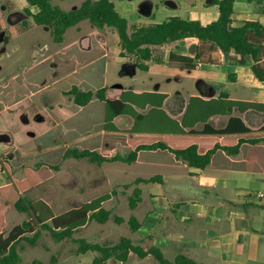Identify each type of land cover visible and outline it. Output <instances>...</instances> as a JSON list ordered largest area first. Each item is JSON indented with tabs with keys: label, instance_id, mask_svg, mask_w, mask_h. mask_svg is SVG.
<instances>
[{
	"label": "crops",
	"instance_id": "crops-1",
	"mask_svg": "<svg viewBox=\"0 0 264 264\" xmlns=\"http://www.w3.org/2000/svg\"><path fill=\"white\" fill-rule=\"evenodd\" d=\"M109 1L126 20L121 13L135 14L136 19L143 22L138 25L158 24L180 17L207 26L220 17L213 0ZM25 6L28 7L27 2ZM233 20L235 25L243 21H258L264 25V0H236ZM84 22L67 30L62 43L53 41V44L62 45L68 32L75 30L76 37L81 38L62 47V51L37 61H31L30 56L25 55L24 61L13 58L11 63L20 67L29 87L33 84L29 74L40 71L43 66L52 73L58 67L54 60L57 56H70V61L75 62L73 75L58 81L45 76L42 83L35 84L37 88L48 90L59 82L70 80V86L79 85L84 90L104 88L107 101L93 99L86 106H78L72 96L65 94L68 97L64 103H41L37 105L36 114L22 115L21 119L11 116L17 123L9 131L8 153L26 157L41 155L49 157L50 161L65 154L64 162L70 164L71 187L81 183L82 175L78 169L81 161L104 169L101 181L105 185L112 186L114 181L117 186L132 184L130 198L136 189L140 191V202L135 210L146 204L149 211L142 221L137 218L141 224L139 232L147 231L153 247L163 254L171 250L176 256L185 255L200 264H264V142L247 141L264 136V82L255 78L251 61L247 60L242 66L234 53L205 51L194 70L172 66L171 54L195 58L200 43L188 39L154 46L156 60L149 62L148 69L143 71L135 57H121L119 40L114 46L107 43L104 35L84 32L82 26L90 24ZM33 23L32 19L25 33L46 28ZM90 26L100 31L109 28ZM108 46L119 47L113 62V59L109 61ZM95 48L104 55L85 65L78 63L77 59H83V55L90 54ZM42 52V49L37 51ZM99 62H103L102 68L96 71L94 66ZM61 65L59 68L63 70L71 68L69 61L62 60ZM88 67H92L96 75H102V88L83 87V80L78 75ZM116 76L117 82L110 86L109 78ZM108 101L118 103L111 105ZM232 101L239 102V106L232 108ZM88 106H105V110L107 106L112 112V120L103 121L100 128V119L93 109L84 117L86 120L77 121L76 117L85 113ZM115 111L121 112L115 114ZM234 117L240 118L251 132L244 133L238 123L222 135H212L209 131L226 130ZM87 118H97L98 128L80 131L81 123H86ZM104 125L109 129L106 130ZM96 137L100 138L96 145L89 142L90 145L85 146V140ZM145 138L165 139L166 144L172 142L175 149L199 145V153L203 155L212 151L210 164L198 168L169 148L140 150L136 145L127 144ZM109 149L112 150L108 158L101 164L76 156L85 150L106 155ZM132 155H136V159L125 162ZM7 173L10 178L7 177V182L0 187L7 186L10 179L25 177L24 171L21 177ZM126 177L129 178L127 181ZM115 192L111 190L103 195L109 197L107 202L114 199ZM77 194L78 190L74 191L71 199L77 200Z\"/></svg>",
	"mask_w": 264,
	"mask_h": 264
},
{
	"label": "trees",
	"instance_id": "trees-1",
	"mask_svg": "<svg viewBox=\"0 0 264 264\" xmlns=\"http://www.w3.org/2000/svg\"><path fill=\"white\" fill-rule=\"evenodd\" d=\"M26 2L28 7L25 12L33 19L34 24L48 27L51 30V36L55 43H62L67 30L84 21H88L99 29L114 28L122 50L121 57L127 55L135 57L138 67L145 71L148 69V63L156 60L153 55L154 46L162 47L178 41L196 39L200 45L195 58L171 54L169 61L172 66L194 70L205 51H219L225 55L234 53L242 66H245L246 61L250 60V68L255 78L264 82V25L258 21H243L239 25H235L233 14L236 0H213V5L219 8L220 17L207 26H203L199 21L172 17L158 24L134 25L130 33L128 21L120 15L115 5L109 0H85L79 8L74 10H64L53 5L52 0H26ZM31 9L36 11L32 12ZM103 55V51L95 48L90 54L83 55V59H77V61L85 65ZM54 60L58 67L53 72V81L74 74L75 62L70 61V56L59 55ZM62 60L71 63L70 70L59 68L62 66ZM58 85L55 88L72 96L74 103L78 106H86L93 99L107 101L104 88L93 91L81 89L79 85H72L67 89ZM117 103L108 101L107 104ZM239 104V102L232 101L231 107L234 108ZM119 112L115 111V114ZM110 113L109 121L112 120L111 110ZM234 123L240 124L244 133L251 132L237 117L230 119L226 130L215 131L212 129L209 131L212 135H222L233 130ZM247 141L259 144L264 142V136H255ZM127 144L136 145L140 150L169 148L186 159L191 166L198 168L208 166L212 155V151L205 155L199 153V145H188V147L175 149L172 142L167 145L165 139L145 138L138 139L135 144L130 142ZM111 150L109 149V153L106 155L85 150L78 152L76 156L88 158L91 162L101 164L108 158ZM65 157V154L61 155L58 158L59 162H62ZM132 159L135 160L136 155H132L131 159H126L125 162H131ZM51 166L58 168V165ZM24 173V179H10L7 186L0 187V264H20L21 257L17 251V245L22 240L35 241L43 232L49 231L56 241H62L71 238L75 232L84 228L91 221L105 224L110 220L111 213L103 206L109 200L108 196L98 197L79 208L56 214L53 207L47 202L28 198L29 192L42 186L44 182L40 172L25 169ZM7 176L10 178L8 173ZM139 194L140 191L136 189L133 197L130 198L131 209H135L140 202ZM12 208L26 214V220L16 226L7 224L5 215ZM114 221L118 224L124 222L121 217H114ZM129 225L132 232H137L141 227L140 222L134 216L130 218ZM29 234H33L31 239L28 237ZM81 249L83 252L93 250L102 254V257L96 259L94 264H108V261L113 257L121 262H126L131 252L136 253L141 259L152 255L158 261L157 264H200L181 254L176 256L174 261H170L164 257L159 248L152 247L145 250L133 245L129 239H122L113 247L85 244L81 246Z\"/></svg>",
	"mask_w": 264,
	"mask_h": 264
},
{
	"label": "rangeland",
	"instance_id": "rangeland-1",
	"mask_svg": "<svg viewBox=\"0 0 264 264\" xmlns=\"http://www.w3.org/2000/svg\"><path fill=\"white\" fill-rule=\"evenodd\" d=\"M85 0H52L53 5L59 6L64 10H72L80 6ZM154 1V0H153ZM160 1V0H157ZM26 0H0V184L7 182L8 170L15 177H21L26 167L31 170H39L43 177L44 184L29 192L28 198L32 200H43L50 204L57 213H64L74 208L83 206L88 201H92L106 193L115 190L114 199L104 203V208L111 213L110 220L101 224L97 221H91L84 228L75 232L71 238L62 241H56L49 231L43 232L35 241L22 240L17 245V251L21 257L20 264H94L96 259L102 257L98 251L83 252V245H100L101 247H113L122 239H129L133 245L149 250L153 244L148 236L147 231L132 232L129 220L132 216L140 221L146 218L149 214L148 207L139 205L138 209L130 208V195L133 191V185L117 186L114 181L112 186L102 183L101 175L104 169L101 170L96 165L88 164L85 161L79 162V173L82 175L81 183L76 187H71L69 180V162L64 160H49V157L30 154L28 157L19 154L8 153L10 139L8 138L11 126L17 119L14 120L11 116H17L21 119L22 115L36 114L38 104L66 102L67 97L60 89L52 86L48 90L37 88L35 84L42 83V78L51 76L47 66H43L40 71L29 74L28 78L32 81V85L27 87L25 84V76L19 71L20 67L12 65L11 60L24 61L25 55L30 56L31 61L42 60L43 56H50L63 50L68 43L75 41L81 37H76L78 34L75 30H70L67 34V39L62 45L53 44L51 30L39 28L25 33V29L32 23V18L25 12ZM36 11V10H35ZM34 11V12H35ZM130 22L129 33L134 25L143 23L138 21L135 14L124 15ZM88 23V22H84ZM34 24V23H33ZM36 25V24H34ZM144 25V24H142ZM141 25V26H142ZM83 30L96 32L104 35L107 38V43L116 44L119 40L117 32L114 28L104 30H96L90 24H84ZM66 34V33H65ZM65 37V36H64ZM116 44L114 46H116ZM38 49H42V53H37ZM119 47H109V61L116 57L115 53ZM23 53V54H21ZM21 56V57H20ZM103 62L95 64L94 68L99 71L102 68ZM47 71V72H46ZM56 71V69H55ZM46 72V73H45ZM78 77L83 80V87L86 89H99L103 86L102 75H96L92 67L86 68ZM50 78V79H51ZM117 76L109 78L110 86L117 82ZM119 79V78H118ZM40 80V81H39ZM70 80L59 82L60 87L67 89L70 86ZM54 90V91H53ZM48 92V93H47ZM50 92V93H49ZM46 93V94H45ZM25 99V100H23ZM140 102V100H136ZM95 109L98 120L100 119V128L103 126V121L106 123L111 116L109 108L106 106H88L85 113H80L76 119L79 122L86 120L84 117L87 113ZM11 117V118H10ZM105 118V119H104ZM86 123H81L79 130L87 132L89 128H98L99 122L97 118L88 119ZM90 120V121H89ZM17 123V122H16ZM108 125L110 123H107ZM104 128L107 130L108 127ZM100 138L96 137L93 140H85V146L96 145ZM90 142V143H89ZM31 147V146H29ZM52 158V157H51ZM39 162L41 164H39ZM44 165L50 167L47 168ZM58 165V169L54 166ZM132 170H130L131 172ZM133 172V171H132ZM132 175H130L131 177ZM129 177V175H128ZM126 177L127 179H129ZM86 183V184H85ZM75 187V188H74ZM74 188V189H73ZM77 200L74 198V191L77 192ZM114 217H121L124 222L118 224L114 221ZM144 217V218H143ZM26 214L19 212L16 208H12L6 215V222L11 226L21 224L26 220ZM33 234H29L31 239ZM176 254L169 251L164 254V257L170 261H174ZM158 261L152 255L141 259L136 253L131 252L126 262H121L116 258H111L108 264H157Z\"/></svg>",
	"mask_w": 264,
	"mask_h": 264
}]
</instances>
